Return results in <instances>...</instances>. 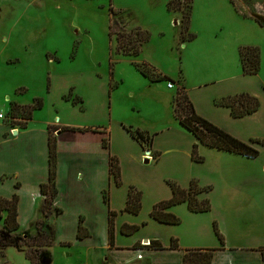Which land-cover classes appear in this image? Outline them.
I'll list each match as a JSON object with an SVG mask.
<instances>
[{"label": "rangeland", "instance_id": "1", "mask_svg": "<svg viewBox=\"0 0 264 264\" xmlns=\"http://www.w3.org/2000/svg\"><path fill=\"white\" fill-rule=\"evenodd\" d=\"M170 1L173 0H0V110L6 115L0 125L25 122L27 110L22 107L26 106L13 103L18 98L27 106L35 100L43 102V107L34 111L41 122L104 126L122 156L119 160L122 185L118 188L128 191L135 187L142 193V211L130 216L149 224H141L136 235L151 239L158 232L164 238L168 234L152 224L149 210L158 200L172 195L169 184L188 189L192 180H197L204 185L210 181L212 172V182L207 186L211 194L216 178L214 169L219 165L217 158L212 157L215 151L199 144L174 117L170 104L175 103L181 88L175 84L173 91L164 94L162 86L167 87V82L152 83L137 71L134 63L147 64L174 82L180 73L196 82L236 76L233 84L238 88H252L264 98V45L263 48L258 45L264 44L263 37L252 31L253 24L251 28L249 22L242 20L238 8L248 4L247 1L194 0L190 33L197 39L186 44H182L181 34L182 25L185 26L183 11L169 12ZM256 1L263 5L260 10L264 14V0ZM118 11L121 12L118 17L112 15ZM263 21L260 20L262 24ZM137 27L151 36L140 57L117 55L116 34L130 33ZM246 43H255L250 46L261 51V69L256 77L244 76L239 52L233 51L234 45ZM12 110L18 118L10 117ZM253 119L258 120L252 125L262 128L259 124L264 122L259 120L264 121V112L260 110ZM122 127L144 132L153 139L149 163H145L150 160L147 151L123 139ZM195 144L197 159H202V163L192 159ZM114 185L117 187L115 182ZM220 192L215 190L211 199L205 200L210 203L215 200L217 208L223 209ZM38 220L40 224L29 227L28 233L16 235L22 249L10 247L2 252L0 247V264H32L25 254L27 247L35 245L31 240L38 239V229L48 232L43 218L40 216ZM181 223L176 229L186 226L185 221ZM238 225L243 230L236 237L230 236L232 244L241 250L254 248L263 258L264 222L247 219L240 220ZM206 233L207 244H211L213 235L217 239L212 226ZM178 235L186 237L184 232ZM166 239L168 246L172 240L178 241ZM145 241L141 245L148 244ZM87 246L73 243L67 247L56 240L51 249L40 254L41 264H85L93 257L96 260L92 264H107L106 251L102 255L89 253ZM132 257L136 255L128 258Z\"/></svg>", "mask_w": 264, "mask_h": 264}, {"label": "crops", "instance_id": "2", "mask_svg": "<svg viewBox=\"0 0 264 264\" xmlns=\"http://www.w3.org/2000/svg\"><path fill=\"white\" fill-rule=\"evenodd\" d=\"M246 1L248 4H243V7L239 6L238 8L244 17L242 20L249 22L248 24L252 28V24L254 27L258 25V20H264V14L260 10L263 5L256 0ZM254 27L252 31L259 33L264 42V28L259 26L260 29L258 27L255 29ZM196 39L192 42H182V44L193 43ZM253 44L255 43L234 45L233 51L238 50L239 52L243 47H255L250 46ZM258 45L263 48L264 44ZM153 71L156 75L164 77L155 70ZM235 77L229 76L225 79L196 82L180 73L178 81L181 80L182 84L179 85L178 81L176 84L177 87H185L194 109L200 117L234 138L250 143L252 140L264 138V123L259 124L263 127L257 129L252 125L258 120L253 119L255 115L260 110L264 112V98H260L259 92L252 88H238L233 84ZM223 82L228 84L223 85ZM162 90L164 94L173 91L168 90L166 85L162 86ZM240 94H248L256 98L258 96L261 100V102L259 101V110L253 115L235 119L229 109L216 105V101L222 98ZM8 97L12 99L11 95ZM13 103L27 106L18 98H15ZM170 106L173 109V105L170 104ZM53 121L41 122L37 113L34 112L25 129L19 125L12 126L4 122L0 125V197L11 199L17 195L19 198L18 223L20 230L17 234L28 233L26 231L30 224L40 217L37 215V209L43 205L44 199L40 192V186L49 180V130L52 129L51 132L57 139L56 184L58 196L54 205L62 210L61 215L51 218L55 227V241L59 240L62 244L70 243V247L73 246V243H87L89 253L100 252L102 255L106 251L108 257L105 258V261L107 264H134L144 261L146 264H184L186 250L210 248L219 249L214 253L212 264H264L259 251L254 248L241 250L229 239L230 236L236 237L237 232L243 230L238 225L240 220L264 222V151H261L258 158L250 159L242 155L209 148L215 151L212 153V157L217 158L219 166L214 169L216 178L215 183L212 184L214 187L211 194L204 192L198 198L199 200L211 199L215 190L218 192L221 190V206L223 205L224 208L218 209L215 200L211 201V211L208 213H191L186 204L174 207L170 212L178 216L182 222H186V226L182 227V230L176 229L182 223L177 226L162 225L151 219L152 224H157L154 225L155 227L159 226L156 228L166 230L167 237L178 239L179 246L184 248L183 250L181 248L180 250L170 249V245H167V237L164 238L158 234L159 232L152 239L139 237L136 234L129 237L121 234L124 224L141 226L146 223L145 226H147L149 222L140 223L137 221L138 218L131 217L130 213L122 212L126 206L128 191L114 187V180L110 174L112 155L120 161L122 156L114 148V141L109 139L106 128L104 126H74L66 123L56 125ZM261 122L264 121L259 120V123ZM57 128L58 130H55ZM62 128L75 130L64 131ZM87 128L93 131H81ZM121 132L127 143L132 142L142 148L126 128L122 127ZM105 139L109 140L108 148L103 145ZM147 152L150 153L147 154L150 158L149 163L153 154L152 148ZM142 155L141 160L144 157ZM209 177L210 181H206L207 184L204 185L196 181L201 188H206L212 182V172ZM106 191H109V206L104 200ZM168 195L158 202L172 197V195ZM118 196L120 197L119 203H117ZM218 197L219 195L216 197L217 201ZM152 209L149 210L150 213ZM109 211L119 214L115 218L113 248L109 245ZM0 221L3 227V221ZM80 221L90 234L84 240L77 239ZM215 222L222 234L229 239L225 238L226 245L223 249H220V244L218 245L214 235L211 244L206 242L209 239L206 237L208 227H213ZM180 232L186 234L185 239L178 235ZM143 240L160 242L165 249H149L141 245ZM131 254H135L136 257L128 258ZM95 260L96 257L89 258L85 264H92Z\"/></svg>", "mask_w": 264, "mask_h": 264}, {"label": "trees", "instance_id": "3", "mask_svg": "<svg viewBox=\"0 0 264 264\" xmlns=\"http://www.w3.org/2000/svg\"><path fill=\"white\" fill-rule=\"evenodd\" d=\"M194 0H173L167 4V10L171 13L183 11V22L181 34L182 42H192L196 39V36L190 33L191 14L193 10ZM112 11H114L112 9ZM186 11V12H184ZM121 12H113V16H117ZM123 15V13L121 14ZM116 21V20H115ZM117 21L116 25L117 26ZM258 24L264 28V22L258 20ZM151 40V36L147 31L137 27L130 33L124 31L116 34V54L125 58L137 59L140 57L143 47L148 44ZM240 64L242 72L245 76H256L259 74L261 69V51L257 47H243L239 51ZM137 71L144 77L149 79L152 83L165 81L176 84L174 80L167 76L160 77L156 75L147 64L134 63ZM179 85L182 81H178ZM177 93L175 103H173V111L175 119L180 125L187 130L199 144L205 147L216 149L227 153L236 155H242L250 159H256L260 155L259 147L264 149V139L252 140L250 143L242 142L219 127L208 122L206 119L200 117L191 102L185 87ZM216 105L224 107L230 110L231 115L235 119L243 118L246 116L253 115L260 108V102L256 97L248 94H240L236 96H230L222 98L216 101ZM43 102L41 100H35L31 106L22 107L27 110L26 115L23 116L25 119L24 123H18V125L25 129L27 123L32 119L34 111L41 109ZM11 112V111H10ZM9 115V114H8ZM12 119L18 118L15 113H10ZM17 125V124H15ZM55 130H58L55 129ZM64 131H74L71 128H62ZM132 138L136 140L144 151H149L151 145H153V139L147 138V135L141 131H133L132 129H126ZM49 136V180L40 186L41 195L44 197L43 205L38 207L37 215L43 218L42 224L48 230L47 233L38 229V239H33L35 245L28 246L26 257L31 261L32 264H41L40 254L43 251L51 249L55 242V227L52 223V216H59L62 214V210L54 205V202L58 196V188L56 184L57 179V139L53 135L52 129ZM81 131H93L92 129H82ZM109 140H104V147L108 148ZM148 146V147H147ZM198 145L193 146L192 159L198 163H202V159H197ZM160 154H157L155 158L158 160ZM110 174L117 187L122 185L121 181V169L119 166V160L117 157L112 156L110 159ZM172 191V197L168 200L158 202L153 206L150 213V218L162 225L177 226L181 224V219L170 212L176 206L187 205L188 210L191 213H208L211 211V203L209 200H199V195L204 192H209L210 188H201L196 181H192L188 189H182L176 184H169ZM105 203L109 206V191L104 193ZM18 202L19 198L15 195L11 199H5L0 197V220L3 221V227L0 229V247L1 251L4 252L7 248L14 247L22 249V246L18 243L20 237L16 236L20 230L18 223ZM142 211V193L135 187H130L128 190L127 202L122 212L130 213L132 215H139ZM118 216L117 212L109 211V245L111 248L114 247L115 240V218ZM40 221L36 219L30 224V227L39 225ZM146 223H143L145 226ZM139 225H127L124 224L121 228V234L124 236H133L140 230ZM215 236L220 243V249L225 247V239L218 229V225L215 222L213 224ZM14 235V236H13ZM13 236V237H12ZM90 236L89 232L83 227L82 221L79 223L77 239L84 240ZM64 246L70 247V243H64ZM149 249L164 250L160 242L150 241L147 246ZM170 249H179L177 240H172ZM31 250V251H30ZM33 250V251H32ZM219 250L215 248L210 249H189L185 251L184 264H212L214 253ZM263 262H264V250Z\"/></svg>", "mask_w": 264, "mask_h": 264}, {"label": "built area", "instance_id": "4", "mask_svg": "<svg viewBox=\"0 0 264 264\" xmlns=\"http://www.w3.org/2000/svg\"><path fill=\"white\" fill-rule=\"evenodd\" d=\"M174 88H175L174 83L169 82V83L167 84V89H168V90H173ZM5 118H6V115L3 114L2 111L0 110V120H1V121H4ZM149 244H150V241L148 242V244L145 245V247H147ZM139 258H141V257H139Z\"/></svg>", "mask_w": 264, "mask_h": 264}, {"label": "water", "instance_id": "5", "mask_svg": "<svg viewBox=\"0 0 264 264\" xmlns=\"http://www.w3.org/2000/svg\"><path fill=\"white\" fill-rule=\"evenodd\" d=\"M147 154H150L149 152H147ZM146 163H148V161L146 160ZM149 240H146L145 243H148Z\"/></svg>", "mask_w": 264, "mask_h": 264}, {"label": "flooded vegetation", "instance_id": "6", "mask_svg": "<svg viewBox=\"0 0 264 264\" xmlns=\"http://www.w3.org/2000/svg\"><path fill=\"white\" fill-rule=\"evenodd\" d=\"M47 261H49V260H47Z\"/></svg>", "mask_w": 264, "mask_h": 264}]
</instances>
